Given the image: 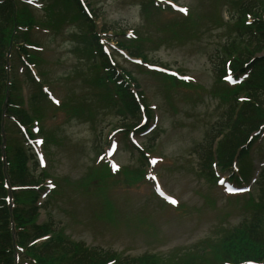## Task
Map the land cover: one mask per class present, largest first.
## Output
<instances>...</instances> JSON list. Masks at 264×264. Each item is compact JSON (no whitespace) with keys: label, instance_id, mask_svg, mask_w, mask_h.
Segmentation results:
<instances>
[{"label":"rangeland","instance_id":"obj_1","mask_svg":"<svg viewBox=\"0 0 264 264\" xmlns=\"http://www.w3.org/2000/svg\"><path fill=\"white\" fill-rule=\"evenodd\" d=\"M90 1V9L94 11L96 5L98 10L95 13L102 17V20H98L99 26L104 22L114 29L120 27L133 29L136 34L141 33L145 38L143 47L149 60L189 75L192 83L200 86L189 89L178 87L166 92L158 77L145 69L142 74L137 73L135 66L123 60L114 48H110L119 66L135 71L134 77L144 92L145 104L153 109L149 123L158 125L157 134L152 132L146 137L137 136L144 146L149 139L157 137L156 149L150 152L157 162L150 166L149 173L155 175L163 188L175 195L183 206L171 208L152 196L150 183L145 182L140 188L127 187L117 175L118 181L113 184L110 182L106 190L115 215L114 211L108 212L104 207L101 212L102 201L92 193L95 185L92 184L89 191H84L79 183L91 173L93 167L103 162L97 160V154L104 151L111 140L108 137L110 127L119 118L113 110L103 108L82 81L93 78L94 74L89 66L90 61L81 58L76 52L77 41L64 33L67 41L52 43L51 40L47 41L43 32L39 34L36 31V37L49 46L43 52V58L47 72L45 77L52 81L49 83L52 92L62 102L67 95L82 91V94H86L85 110L90 118L88 120L86 115L76 116L67 122L62 111L54 114L48 110L46 120L40 123L51 129L61 126L57 131L58 144L47 146L48 155L45 156L61 193L53 198H50L52 193L47 196V207L46 210L40 209L39 222L43 219L53 222L56 226L54 230L63 234L59 236L67 237L74 245L80 243L87 247L101 248L110 255L119 253L122 257L132 258L160 254L183 258L182 252L193 253L205 241L211 244L217 242L223 236V230L235 225L241 226L248 221L250 212H253L249 208L244 209L241 200L227 196L222 187L210 184L202 171V161L215 135L214 126L224 116L229 102L225 97L221 98V95L210 93V90L215 84L220 48L225 39L233 35L230 21L232 15H235V9L231 0H167L186 6L199 16L197 25L185 31L179 40L168 41L162 37L163 32H157L156 26L172 25L171 22L179 18L177 13L165 9L146 14L140 0ZM33 8L34 13L43 16V11ZM14 10L20 12L24 7L15 2ZM60 17L63 19L65 15L62 13ZM213 17L221 20L216 23ZM67 19L62 22L63 26ZM167 22L169 24H164ZM72 27H68L69 32H79V27ZM148 36L152 38L151 42ZM110 39L114 43L117 37L111 36ZM17 60L14 55V69L18 73L21 65ZM170 93L173 108L169 105L171 99L165 101L166 95ZM94 111H97L95 117ZM92 117L95 123L91 121ZM117 138H112L119 143L114 158L122 167H134L138 163L131 155V148L124 145L122 134L119 133ZM41 151L44 154V149ZM255 153L253 151L251 155ZM132 159L135 163H131ZM219 173L228 175L226 171ZM103 182L107 185L108 178H104ZM251 191L256 192L254 187ZM100 213L104 219L97 218ZM105 217L115 219L107 222ZM52 253L61 256L57 251ZM24 260L28 262L21 258L20 264ZM173 263L179 264V260Z\"/></svg>","mask_w":264,"mask_h":264},{"label":"trees","instance_id":"obj_2","mask_svg":"<svg viewBox=\"0 0 264 264\" xmlns=\"http://www.w3.org/2000/svg\"><path fill=\"white\" fill-rule=\"evenodd\" d=\"M235 6L236 21L232 24V36L225 44V51L227 54H232L235 57L233 66L235 69L242 71V67L245 63L249 62L251 56L264 52V0H231ZM12 12L11 4L8 3L0 13L1 25H0V103L3 99V88L4 84V73L2 69L3 59L1 52L3 50L4 33L3 26L9 22V16ZM245 13L253 14L256 20L253 25L245 26L243 24V15ZM74 18L78 19L79 15L74 14ZM94 38V37H92ZM86 39V38H85ZM96 40L92 39L85 47V55L90 58L93 57L91 54V46L95 45ZM90 44V45H89ZM132 55H140V49L135 47L130 52ZM87 56V57H88ZM92 59V58H91ZM264 58H256V62L251 69L247 80L242 86L235 89V91L226 93L227 95H221V97L228 98L230 102L229 112L224 117V120L219 124L220 133L222 134L221 139L217 145V153L221 164L228 165L232 157L235 155L238 148L247 143L248 134L253 130L257 129L259 125L264 123ZM105 67L109 65L104 63ZM219 70V68L217 69ZM115 76V72L110 71L106 76L108 81H111ZM114 85V82H112ZM105 91L107 92L106 97L99 98L100 102L105 108L115 110L118 115L126 120L127 115L130 117H136L137 109L135 102L133 101L132 95L128 92V88L124 85L114 86V91H111L109 86L102 83ZM245 94L247 101L240 104L236 102L234 96L238 92ZM229 95V96H228ZM96 116L94 112L93 117ZM91 121H94V119ZM123 121V120H122ZM123 125H130L129 122L123 123ZM241 157L244 155V150L240 151ZM21 155L15 156L14 161L10 163L11 168L18 169L15 174L11 175L12 183H29L30 175L23 173V160H19ZM17 158V161H15ZM20 164V165H19ZM3 181V175L1 172V161H0V253L11 248V237L8 232V212L4 206L3 198L6 191L2 189L1 182ZM259 185L264 192V170L262 171L259 179ZM241 237L244 241L250 244L252 252L255 256L252 258H259L262 252H264V241L262 240L263 227L261 222L258 221L256 215L252 216L244 229H241ZM234 232H224L221 238L213 243V257L214 259H221L226 256V248L223 246V241L230 239L234 236ZM200 246L199 249L194 250L193 253L183 255L184 258H177V256H170L168 259L157 260L159 264H174L175 260H181L183 264H207V259L204 257L203 251ZM258 253H257V251ZM53 251L61 252L67 259L68 264H102L109 258V255L101 253L97 248L92 247L86 249L84 247L74 246L65 241H52L43 247L39 252L41 254H52ZM251 253H247L246 256H252ZM242 256V254H237ZM243 257V256H242ZM41 258V256H39ZM157 259V258H156ZM0 264H10V260L1 261ZM116 264H154L151 258H141L135 260H122Z\"/></svg>","mask_w":264,"mask_h":264},{"label":"snow or ice","instance_id":"obj_3","mask_svg":"<svg viewBox=\"0 0 264 264\" xmlns=\"http://www.w3.org/2000/svg\"><path fill=\"white\" fill-rule=\"evenodd\" d=\"M181 11H185V12H186L187 10H186V9H181ZM185 78L187 79V77H185ZM229 79H230V78H229ZM155 162H156L155 160L152 161V163H155ZM241 190H242V189H241ZM229 191H236V189H229ZM172 202H173V203H176L175 200H172ZM249 264H252V262H249Z\"/></svg>","mask_w":264,"mask_h":264}]
</instances>
